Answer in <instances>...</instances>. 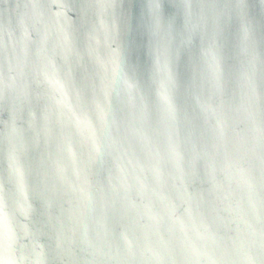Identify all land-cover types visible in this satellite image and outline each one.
Returning a JSON list of instances; mask_svg holds the SVG:
<instances>
[{
	"label": "water",
	"instance_id": "obj_1",
	"mask_svg": "<svg viewBox=\"0 0 264 264\" xmlns=\"http://www.w3.org/2000/svg\"><path fill=\"white\" fill-rule=\"evenodd\" d=\"M0 264H264V0H0Z\"/></svg>",
	"mask_w": 264,
	"mask_h": 264
}]
</instances>
